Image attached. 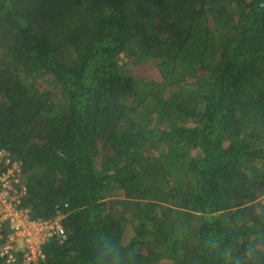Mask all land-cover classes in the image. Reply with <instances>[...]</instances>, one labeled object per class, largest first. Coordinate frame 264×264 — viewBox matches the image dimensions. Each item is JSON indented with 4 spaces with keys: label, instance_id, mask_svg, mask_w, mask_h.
<instances>
[{
    "label": "trees",
    "instance_id": "16d2710c",
    "mask_svg": "<svg viewBox=\"0 0 264 264\" xmlns=\"http://www.w3.org/2000/svg\"><path fill=\"white\" fill-rule=\"evenodd\" d=\"M0 149L43 264H264V0H0Z\"/></svg>",
    "mask_w": 264,
    "mask_h": 264
},
{
    "label": "built area",
    "instance_id": "2783aa9c",
    "mask_svg": "<svg viewBox=\"0 0 264 264\" xmlns=\"http://www.w3.org/2000/svg\"><path fill=\"white\" fill-rule=\"evenodd\" d=\"M22 168L21 160L0 149V254L13 264H43L46 244L53 238L63 241L67 233L62 214L37 219L23 209L27 189L22 184Z\"/></svg>",
    "mask_w": 264,
    "mask_h": 264
}]
</instances>
